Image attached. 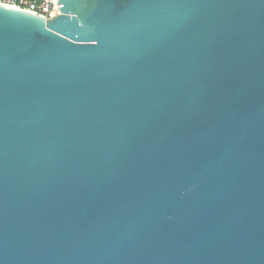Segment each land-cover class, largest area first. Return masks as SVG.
Wrapping results in <instances>:
<instances>
[{"label":"water","instance_id":"water-1","mask_svg":"<svg viewBox=\"0 0 264 264\" xmlns=\"http://www.w3.org/2000/svg\"><path fill=\"white\" fill-rule=\"evenodd\" d=\"M0 4V264H264V0Z\"/></svg>","mask_w":264,"mask_h":264},{"label":"built area","instance_id":"built-area-1","mask_svg":"<svg viewBox=\"0 0 264 264\" xmlns=\"http://www.w3.org/2000/svg\"><path fill=\"white\" fill-rule=\"evenodd\" d=\"M0 4L9 7L35 12L46 18L52 17L59 13V4L56 0H0Z\"/></svg>","mask_w":264,"mask_h":264}]
</instances>
